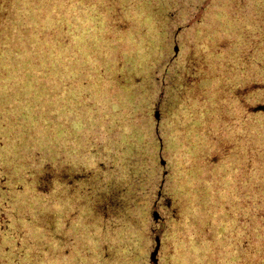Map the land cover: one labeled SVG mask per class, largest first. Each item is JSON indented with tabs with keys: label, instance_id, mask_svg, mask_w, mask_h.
<instances>
[{
	"label": "rangeland",
	"instance_id": "1",
	"mask_svg": "<svg viewBox=\"0 0 264 264\" xmlns=\"http://www.w3.org/2000/svg\"><path fill=\"white\" fill-rule=\"evenodd\" d=\"M0 264H264V0H0Z\"/></svg>",
	"mask_w": 264,
	"mask_h": 264
},
{
	"label": "water",
	"instance_id": "2",
	"mask_svg": "<svg viewBox=\"0 0 264 264\" xmlns=\"http://www.w3.org/2000/svg\"><path fill=\"white\" fill-rule=\"evenodd\" d=\"M172 48H173L174 51H176V49H177L176 44H173ZM153 116H154V117H157V116H158V110H157V108L154 109V111H153ZM159 162H160V163H163V159H160ZM164 172H165V171H163L162 174H164ZM150 215H151V217H152L154 220L157 219L158 216H159V215H158V212H157L155 209H152V210L150 211ZM153 240H154V245H153L152 250L149 252V259H150L152 262L156 263V252H157V248H158V246H159V236H158V233H155V234H154Z\"/></svg>",
	"mask_w": 264,
	"mask_h": 264
},
{
	"label": "trees",
	"instance_id": "3",
	"mask_svg": "<svg viewBox=\"0 0 264 264\" xmlns=\"http://www.w3.org/2000/svg\"><path fill=\"white\" fill-rule=\"evenodd\" d=\"M64 175H65V174L61 175L60 178H61L62 176H64ZM50 177H51V174L48 173V178H47V179H49ZM158 196H159V191H157V193H156V198H157ZM151 250H152V249H151ZM151 250H150V251H151ZM150 251H149V252H150ZM148 258H149V254H148Z\"/></svg>",
	"mask_w": 264,
	"mask_h": 264
}]
</instances>
